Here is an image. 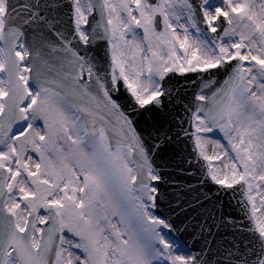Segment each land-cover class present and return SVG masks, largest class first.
Segmentation results:
<instances>
[{
  "label": "rangeland",
  "instance_id": "rangeland-1",
  "mask_svg": "<svg viewBox=\"0 0 264 264\" xmlns=\"http://www.w3.org/2000/svg\"><path fill=\"white\" fill-rule=\"evenodd\" d=\"M78 1L83 23L89 7ZM113 53L122 76L145 102L160 91V76L169 68L186 70L242 56L246 60L234 90L227 122L213 128L198 114V141L210 159L212 176L231 184L247 181L258 226L264 232V0H221L206 8L208 20L219 13L228 25L219 43L200 31L187 0H105ZM5 0H0V28ZM163 26L154 27L155 13ZM0 45V112L7 91ZM21 74L28 80L27 48L20 43ZM27 82V81H26ZM26 121L0 139V164L8 166V209L20 228L28 211L39 213L34 231L38 244L44 204H54L63 241L56 264H192L191 256L167 235L155 215L154 187L133 186L134 165L125 148L110 149L107 137L86 133L74 108L58 94L30 87ZM83 188H87L83 192ZM7 264H18L9 258Z\"/></svg>",
  "mask_w": 264,
  "mask_h": 264
},
{
  "label": "water",
  "instance_id": "water-1",
  "mask_svg": "<svg viewBox=\"0 0 264 264\" xmlns=\"http://www.w3.org/2000/svg\"><path fill=\"white\" fill-rule=\"evenodd\" d=\"M92 2L88 43L84 45L75 22V0H7L1 42L5 51L8 94L0 115V137L24 120L21 106L28 93L19 75L17 41L24 37L29 48L30 80L40 90L61 93L78 109L96 136L103 126L112 147H132L137 169L135 185L155 184L156 211L170 224L169 232L193 255L194 264H263L264 234L257 226L246 181L232 186L216 183L207 160L196 145L195 120L200 110L212 125L226 122L234 90L241 82L244 60L221 58L218 66L177 73L162 78L163 93L151 103L139 106L118 77L113 87L111 33L104 0ZM203 30L218 40L227 25L219 15L218 28L210 30L202 4L219 0H189ZM158 4L160 0H149ZM157 15L155 25L161 26ZM91 70V82L78 78ZM205 94V99L198 97ZM149 170L160 179L153 180ZM8 171L0 165V264L8 252L19 264H54L61 241L59 217L53 206L44 212L39 248L33 247L36 212L31 211L26 228L20 231L14 215L5 206Z\"/></svg>",
  "mask_w": 264,
  "mask_h": 264
}]
</instances>
